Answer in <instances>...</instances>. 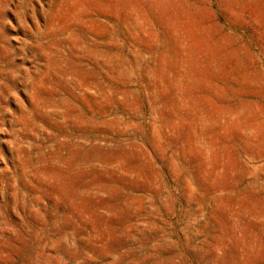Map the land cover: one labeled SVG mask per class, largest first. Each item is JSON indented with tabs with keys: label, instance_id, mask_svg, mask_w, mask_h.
<instances>
[{
	"label": "rangeland",
	"instance_id": "1",
	"mask_svg": "<svg viewBox=\"0 0 264 264\" xmlns=\"http://www.w3.org/2000/svg\"><path fill=\"white\" fill-rule=\"evenodd\" d=\"M0 264H264V0H0Z\"/></svg>",
	"mask_w": 264,
	"mask_h": 264
}]
</instances>
